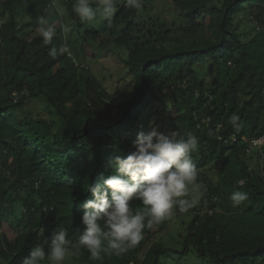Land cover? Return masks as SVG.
I'll list each match as a JSON object with an SVG mask.
<instances>
[{
  "label": "trees",
  "instance_id": "trees-1",
  "mask_svg": "<svg viewBox=\"0 0 264 264\" xmlns=\"http://www.w3.org/2000/svg\"><path fill=\"white\" fill-rule=\"evenodd\" d=\"M76 3L0 0V264H21L37 247L47 252L60 228L78 243L82 206L93 199L88 187L115 174L111 158L135 150L133 136L150 131L155 111L169 120L164 134L197 139L191 158L207 191L186 214L183 247L151 242L165 222L124 256L92 261L82 251L65 264H171V255L191 252L211 264H264V145L247 151L251 139L264 137V0H174L172 22L117 0L111 23L99 28L79 20ZM46 11L49 19H75L76 38L57 26L46 45L36 31ZM242 20L253 29L243 31ZM95 39L125 53L119 75L128 92L112 94L81 63ZM61 47L67 52L52 59ZM166 91L164 109L157 102ZM15 92L24 94L16 100ZM215 162L216 181L205 171ZM235 192L248 196L236 208ZM142 207L132 202L134 211Z\"/></svg>",
  "mask_w": 264,
  "mask_h": 264
},
{
  "label": "clouds",
  "instance_id": "clouds-1",
  "mask_svg": "<svg viewBox=\"0 0 264 264\" xmlns=\"http://www.w3.org/2000/svg\"><path fill=\"white\" fill-rule=\"evenodd\" d=\"M93 4L96 5L93 8ZM126 6L142 11V0H126ZM81 22L96 25L102 21L111 23L117 12V0H77L73 9ZM57 15H63L57 9ZM50 13L45 12L38 20L37 35L46 45L56 35V23H50ZM64 33L70 31L67 26ZM67 52L64 47L52 49L50 57L56 59ZM230 124L239 131V117L233 115ZM149 123L147 134L137 135L126 157L115 156L109 165L115 174L103 180L102 184L88 187L92 200L84 203L81 218L84 231L78 243L68 240V231L60 228L53 232L48 250L41 247L30 252L21 264H65L78 260L82 251L92 261H102L105 256L121 257L138 248L145 239V231H153L165 222L174 219L177 210L186 215L200 206L206 194V187L198 183L200 173L192 161L191 153L197 150V139L191 134L177 139V133H159ZM264 141L254 142L259 146ZM245 181L241 180L238 187ZM109 194L111 199L109 200ZM234 208L244 204L248 196L235 192L230 197ZM139 201L142 209L133 210L132 202Z\"/></svg>",
  "mask_w": 264,
  "mask_h": 264
},
{
  "label": "rangeland",
  "instance_id": "rangeland-1",
  "mask_svg": "<svg viewBox=\"0 0 264 264\" xmlns=\"http://www.w3.org/2000/svg\"><path fill=\"white\" fill-rule=\"evenodd\" d=\"M124 1L125 0H119L121 4ZM173 1L174 0H142V4H143L142 9H144L147 12V14L156 17H161L163 19H168L169 21L172 22L175 16ZM92 6L93 8L96 7L95 4H93ZM74 20L75 19L68 20V18L67 19L62 18V16L61 19L59 18L57 19L54 14L49 19V21H52L50 23H56L57 26H62V27L67 26L70 29V31L67 33L70 36L76 38L77 34L74 29L75 27L72 24ZM103 22L104 21L96 24V27L99 28ZM89 28H91V26ZM240 28L243 31L249 32L253 29V26L249 24V22L242 20L240 22ZM200 35L201 33L191 37L184 38L183 40L189 43L194 39L200 38ZM203 35L206 36L205 31H203ZM99 41H100L99 39L89 41L90 45H87L85 49V52L88 55V57L84 60L80 59L81 63L88 64L90 66L92 75L97 76L99 79H101L104 85L108 88V90L112 94L128 92L130 89L129 84L127 85L119 75V71H123L122 69L123 64L120 58L124 56L125 53L123 52V50L114 46L112 42L108 39H106V42H104V44L102 45H100ZM69 49H71L70 50L71 53L75 56L74 50L72 48ZM168 93L169 92L166 91L163 95H161L162 101L159 100V102H157V104L164 109H167L166 107L169 106ZM40 107L42 108L41 104ZM154 113L156 114L152 115L151 122L155 121L154 126L156 127L157 131L159 133H163V131L168 129L170 126L169 120L165 118V115L161 116L156 111ZM133 137L134 139H136V136ZM220 163L221 162H215L209 165L208 167H206L205 169V171L209 174V176L215 181L218 179V170ZM191 217L192 215H181L177 212L174 219L168 221L169 222L168 227L163 232L157 234L155 238L151 240V242L154 241L163 242L168 247L181 249L183 247V237L181 236V234L184 233L185 228L187 227ZM170 257L173 259L171 261V264H211L206 258L201 257L195 252H191L187 255H182V256L171 255Z\"/></svg>",
  "mask_w": 264,
  "mask_h": 264
},
{
  "label": "built area",
  "instance_id": "built-area-1",
  "mask_svg": "<svg viewBox=\"0 0 264 264\" xmlns=\"http://www.w3.org/2000/svg\"><path fill=\"white\" fill-rule=\"evenodd\" d=\"M82 66H83V65H82ZM23 94H24L23 92H22L21 94H18L17 92H15V93H14V97H15L16 100H18V99H19V96L21 97ZM232 140H233V141H237V137H236L235 135H233V136H232ZM256 141H264V137L253 138V139H251L250 142H249V148L247 149L248 152L253 151V149H255L256 147H257V148H261V147L264 145V143H262V144L259 145V146H254V142H256ZM205 211H206L205 209H202L201 213H203V212H205ZM208 212H209V213H213V209H209Z\"/></svg>",
  "mask_w": 264,
  "mask_h": 264
}]
</instances>
